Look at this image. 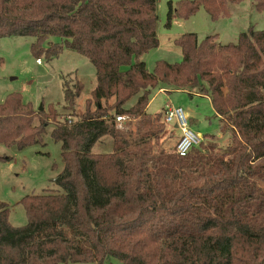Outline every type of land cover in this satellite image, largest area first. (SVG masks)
Instances as JSON below:
<instances>
[{
    "label": "trees",
    "instance_id": "obj_1",
    "mask_svg": "<svg viewBox=\"0 0 264 264\" xmlns=\"http://www.w3.org/2000/svg\"><path fill=\"white\" fill-rule=\"evenodd\" d=\"M243 1L183 0L175 15L187 20L203 8L216 21ZM156 2L0 0V39H34L36 61L72 51L96 77L79 118L78 81L63 83L64 116L52 105L35 111L16 93L0 102V146L40 144L51 125L64 167L57 191L20 201L25 226L12 227L0 202V264H264V31L250 28L227 45L181 35V62L157 61L150 72L139 59L159 46ZM253 2L264 11V0ZM171 18L169 5L166 27ZM160 90L207 97L230 144L218 149L203 136L186 157L157 150L165 125L146 110ZM121 116L134 131L120 129ZM104 138L112 152L93 154Z\"/></svg>",
    "mask_w": 264,
    "mask_h": 264
},
{
    "label": "rangeland",
    "instance_id": "obj_2",
    "mask_svg": "<svg viewBox=\"0 0 264 264\" xmlns=\"http://www.w3.org/2000/svg\"><path fill=\"white\" fill-rule=\"evenodd\" d=\"M183 0H157L156 14L158 17L157 37L158 48L141 56L139 61L145 63L148 71L152 72L157 61L171 64L180 63L181 51L174 41L181 35L194 34L199 42L208 36H217L221 45L236 44L241 33L250 28L264 31V11L258 12L254 8L253 0H244L239 4L228 5V16L212 21L203 8L187 20H181L175 15L177 4ZM169 5L172 6L171 25L166 27ZM58 42L57 39L50 43ZM34 43L32 38L8 37L0 39V102H4L8 95L16 93L24 103L31 104L35 111L42 108L48 112L47 106L52 105L61 115L63 113V83L73 86L76 81L83 87L81 95L76 101L75 114L79 118L85 111L86 101L91 99V92L96 86L93 66L83 56L69 50H62L57 57L46 61L40 58L37 64L32 56L30 47ZM48 46L45 45L46 49ZM135 60L132 61L134 63ZM128 66H122L125 72ZM131 100L127 107L134 104ZM170 104L173 108L180 107L184 113L194 121L190 129L199 136H212L218 149H225L231 142V133H223L222 121L214 115L210 103L203 98L190 97L181 91L155 92L150 101L147 112L151 115H161L163 121V107ZM94 107H91V111ZM126 126L120 125L124 132L134 131L135 121L124 116ZM131 121H130V120ZM165 130L161 134L159 147L164 153L173 152L179 130L173 124L164 123ZM123 126V128L121 127ZM51 125L46 128L42 142L24 149L0 146V156L10 158L0 162V202L9 207L8 222L12 227H23L27 218L20 201L28 195H39L46 190L57 191L55 180L63 172L61 162V144L51 138ZM219 134L222 136L217 137ZM112 152V140L104 138L96 144L93 154H109ZM108 262L119 264L116 260ZM79 264V263H76ZM95 264V263H83Z\"/></svg>",
    "mask_w": 264,
    "mask_h": 264
},
{
    "label": "built area",
    "instance_id": "obj_3",
    "mask_svg": "<svg viewBox=\"0 0 264 264\" xmlns=\"http://www.w3.org/2000/svg\"><path fill=\"white\" fill-rule=\"evenodd\" d=\"M40 60L37 61V64ZM116 123L123 124L125 117H116ZM163 123H171L180 135L175 144V154L179 157H186L193 148L199 147L202 143V137L194 133L190 129L189 117L184 111L178 107L173 108L170 104H166L163 108Z\"/></svg>",
    "mask_w": 264,
    "mask_h": 264
},
{
    "label": "crops",
    "instance_id": "obj_4",
    "mask_svg": "<svg viewBox=\"0 0 264 264\" xmlns=\"http://www.w3.org/2000/svg\"><path fill=\"white\" fill-rule=\"evenodd\" d=\"M157 92H163V93H165L166 91L165 90H160V91H157ZM182 93H187V92H182ZM190 97H196V98H203V99H206L209 103H210V101H209V99L207 98V97H201V96H198V95H196V94H191V96ZM152 100V99H151ZM211 105V104H210ZM164 108V107H163ZM163 110V109H162ZM148 113V112H147ZM149 114V113H148ZM150 115V114H149ZM194 121V119L193 118H191V116L189 117V124H191L192 122ZM173 128L174 129H176L175 128V126H173ZM219 136H222L221 134H219L217 137H219Z\"/></svg>",
    "mask_w": 264,
    "mask_h": 264
},
{
    "label": "water",
    "instance_id": "obj_5",
    "mask_svg": "<svg viewBox=\"0 0 264 264\" xmlns=\"http://www.w3.org/2000/svg\"><path fill=\"white\" fill-rule=\"evenodd\" d=\"M39 111H41L42 110V108L41 107H39V109H38Z\"/></svg>",
    "mask_w": 264,
    "mask_h": 264
}]
</instances>
